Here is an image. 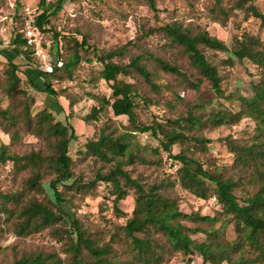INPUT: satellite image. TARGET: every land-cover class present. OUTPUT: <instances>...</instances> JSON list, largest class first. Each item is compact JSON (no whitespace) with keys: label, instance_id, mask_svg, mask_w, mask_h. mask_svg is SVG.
Wrapping results in <instances>:
<instances>
[{"label":"trees","instance_id":"1","mask_svg":"<svg viewBox=\"0 0 264 264\" xmlns=\"http://www.w3.org/2000/svg\"><path fill=\"white\" fill-rule=\"evenodd\" d=\"M16 1L18 12L21 0ZM65 1L41 0L42 13L36 19L41 33H53L57 47L51 72L36 67L44 80L42 90L55 97L62 95L55 82L75 78L81 50L97 52L90 32L57 31L50 26ZM124 1L131 7H149L160 21L158 0ZM235 11L259 19L264 27V11L257 0H214L209 10L213 20L224 25ZM137 19L139 33L134 40L96 53L103 65L101 79L110 84L112 95H92L95 105L85 120L101 121L112 111L116 117H128L129 125L116 126L107 118L86 144V155L101 162L92 179L75 171L76 161L70 155V143L78 138L75 129L57 120L48 107L34 113L31 89L39 87L22 76L18 64L7 62L0 75V89L7 99V105L0 102V129L10 136V143L0 148V165L12 163V185L0 189V237L12 233L18 238L11 245H0V264H170L180 257L192 264L197 254L202 264L217 260L264 264V40L243 32L228 46L201 24L174 20L152 26L147 17ZM30 37L23 26L15 25L8 45L31 62L35 48L28 45ZM154 37L160 41L152 46L149 40ZM220 53L227 59L216 61L215 54ZM245 61L258 71L252 96L239 95L236 111L221 103L209 109V104L227 97L221 65ZM206 84L213 95L209 103L180 95L181 89L200 91ZM162 102L166 115L150 124L140 120L142 104ZM245 120L254 123L252 134L224 139L233 162L214 160L212 169H207L203 158L212 142L207 132ZM142 134H150L158 146L143 145ZM27 137L36 142H26ZM164 153L178 165L174 174L160 171ZM138 164L154 168L153 178H134L132 167ZM46 181L53 197L44 186ZM100 183L110 186L115 211L127 217L124 224L107 220L99 224L76 212L65 213L63 204L73 209L78 198L97 196ZM181 192L215 199L221 209L214 216L185 213ZM131 193L135 208L129 217L120 204ZM230 226L236 233L234 240L228 238ZM199 234L204 239L194 238ZM38 237L44 239L42 243Z\"/></svg>","mask_w":264,"mask_h":264},{"label":"rangeland","instance_id":"2","mask_svg":"<svg viewBox=\"0 0 264 264\" xmlns=\"http://www.w3.org/2000/svg\"><path fill=\"white\" fill-rule=\"evenodd\" d=\"M41 0H21V7L17 12L16 0H0V16L7 17L8 31L15 25L23 26L25 31L33 37L34 41L28 45L35 48L33 61H28L23 56L14 53L8 43L0 47V75L8 61H12L19 65L20 73L24 78L30 77L39 87V89H31L36 104L33 112L37 113L43 108L48 107L56 116L57 120L63 123H69L75 129L78 138L70 143V155L76 161L75 171L77 175L83 176L85 179H92L98 165L96 158L92 155H86V144L95 138L104 121L111 118L116 126L120 124L129 125L128 117H116L112 111L103 117L101 121L88 122L85 117L89 115L95 105L96 97L112 95L110 84L101 79L103 65L97 60L96 53L105 50H112L126 45L129 41L134 40L139 33L138 17H147L150 19V25L157 26L164 22H172L180 20L189 23L201 24L209 33L220 40L232 46L234 36L241 35L243 32H250L260 36L264 40V27L261 21L253 16L246 15L241 11H235L226 25L213 20L210 16V8L214 0H158L160 21L155 19V12L144 5L129 6L124 0H66L64 10L57 16L52 18L50 26L57 31H69L74 33L78 29L84 32H90L92 38L90 42L96 46L94 49L81 50L82 62L75 72V78L71 81L55 82V87L62 95L55 97L43 91L44 80L36 71V67L46 69L52 66L58 59L56 44L54 43L53 33L43 34L36 27V19L42 13L40 8ZM53 3L56 0H48ZM259 7L264 11V0H257ZM31 8L35 12L28 14L26 8ZM21 16V18L15 16ZM160 38L154 37L149 40L152 46L159 43ZM228 55L225 53L215 54L216 61L226 60ZM91 60V62H88ZM61 65V63H59ZM221 71L225 78V88L227 90L226 99L220 101L215 100L214 104H209V109H216L221 103L231 110H238L239 95L246 97L252 96V83L257 81V68L249 61L244 63H235L234 65H221ZM120 79L129 81L127 78ZM180 95L189 100H201L209 103L213 98L209 86L206 84L200 91L180 90ZM0 102L7 105V99L0 89ZM73 102V104H71ZM139 118L146 124L152 123L154 119H161L167 113L164 103L159 105H144L138 111ZM69 116V117H68ZM254 123L250 120L243 121L235 127L222 126L215 130L207 132V136L212 140L210 144V153L207 154L203 161L206 168L211 170L214 160L218 164H230L233 162V155L229 152L224 139L226 137L242 138L252 134ZM139 140L143 145L158 146V142L150 134H142ZM26 142H36L33 137H27ZM10 143V136L0 129V148L3 144ZM178 151L177 149H175ZM165 163L160 171L167 175L174 174L178 165L167 158L164 153ZM133 177L142 176L144 179L153 178L154 168H147L142 165L132 167ZM12 163L0 165V189L11 188ZM157 173V171H156ZM44 186L53 197V193L49 189L48 182ZM182 202L181 209L185 213H200L201 215L214 216L221 206L215 199L203 200L196 196L181 192ZM115 196L110 192V186L106 183L98 185V195L89 196L84 199L78 198L75 207L72 209L69 205L63 204L62 207L67 214L77 216L82 219H90L95 223L105 224V220L119 224H124L127 217L118 214L114 208ZM135 208V197L131 193L120 204V210L129 217ZM2 215H0L1 217ZM219 226V225H218ZM229 240L236 238L233 226L227 229ZM17 236L12 233H5L0 237V245H11L17 240ZM197 239H204L199 234L194 236ZM44 239L38 237L37 242L42 243ZM32 243L31 239L27 240ZM46 244L47 242L44 241ZM202 257L197 254L192 264H202ZM170 264H185L183 258H174ZM214 264H227L217 260Z\"/></svg>","mask_w":264,"mask_h":264},{"label":"built area","instance_id":"3","mask_svg":"<svg viewBox=\"0 0 264 264\" xmlns=\"http://www.w3.org/2000/svg\"><path fill=\"white\" fill-rule=\"evenodd\" d=\"M28 14H32L35 11L32 10L31 8H26ZM29 34H32L31 32ZM31 36V35H30ZM11 37V31H8V25H7V17H2L0 16V46L6 43H9ZM34 41L33 37H30L29 39V44H32ZM48 71H52L53 68L52 66H49Z\"/></svg>","mask_w":264,"mask_h":264}]
</instances>
